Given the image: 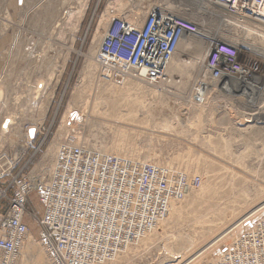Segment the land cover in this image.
I'll use <instances>...</instances> for the list:
<instances>
[{"label":"rangeland","instance_id":"obj_1","mask_svg":"<svg viewBox=\"0 0 264 264\" xmlns=\"http://www.w3.org/2000/svg\"><path fill=\"white\" fill-rule=\"evenodd\" d=\"M116 1L0 0V153L22 157L20 169L42 144L26 170H34L39 176L40 169H48V163H44L55 162V149L73 135L102 151L135 158L133 161L148 157L151 164L146 165L160 163L167 168L168 163V168H175L189 181L201 179L200 188L193 192L198 200L179 219L171 223L168 216L149 239L142 241L141 247L110 264H187L193 259L190 256L212 239L201 240L193 252V247H187L179 254L183 239L199 241L208 226L224 218L231 220L226 228L219 225L216 236L250 211L261 210L246 222L242 219L238 229L203 254L204 258L188 264L211 263L230 244L232 236L234 239L241 235L264 216V80L260 81L250 68L248 81L231 82L227 90L209 76L204 85L205 78L193 68L192 52L183 49L174 56L177 70L169 74L168 81L155 87L142 83L141 89L125 90L129 79L104 80L96 58L102 39L113 25L127 20L133 12L142 13L143 20L152 8L165 10L180 0H121L119 6ZM218 8H209L215 14L203 8L202 27L206 31L232 29L239 40L250 34L252 44L260 45L263 26ZM178 16L201 26L189 16ZM196 39L209 46L213 41ZM222 40L240 49L239 41ZM170 112L178 120L168 127L161 119L165 120ZM129 113L133 114L127 121L119 119ZM112 125L131 133L125 154L114 152L117 139L109 128ZM253 126L256 128L251 132ZM30 128L33 136L32 130L28 132ZM223 146L226 147L222 149ZM4 182L6 179L0 181L1 186ZM207 185L209 191L205 192ZM259 188L263 191L257 194ZM187 202L185 197L176 206ZM1 203L4 207L8 204L6 200ZM29 227L32 246L26 251L22 247L20 264H36L32 247L37 246L38 233L32 222ZM41 255L39 264H49L45 254Z\"/></svg>","mask_w":264,"mask_h":264},{"label":"built area","instance_id":"obj_2","mask_svg":"<svg viewBox=\"0 0 264 264\" xmlns=\"http://www.w3.org/2000/svg\"><path fill=\"white\" fill-rule=\"evenodd\" d=\"M263 1L231 0L245 11L262 7ZM135 21L119 20L105 37L96 58L100 75L110 82L135 77L162 83L184 37H196L199 28L159 6ZM241 55L235 45L214 42L204 65L209 78L218 83L238 80L246 74ZM41 146L20 169L22 157L0 153V181L6 179L3 187L0 183V203H8L0 212V264H20L30 222L49 264L113 263L141 247L166 219L170 205L202 184L200 178L189 181L175 169L106 154L73 135L60 144L51 172L43 177L34 170L26 173ZM208 264H264V216Z\"/></svg>","mask_w":264,"mask_h":264},{"label":"bare ground","instance_id":"obj_3","mask_svg":"<svg viewBox=\"0 0 264 264\" xmlns=\"http://www.w3.org/2000/svg\"><path fill=\"white\" fill-rule=\"evenodd\" d=\"M120 1L121 0H117L115 2L116 5L119 6L118 3ZM206 1H207V3L204 2V1H202V0H180L179 1V4H177V5H170L169 8L167 7L168 9L166 8L164 10L165 12H168V14H172V12H173L174 14H172V15H176V16H178L179 14L189 16V17H191L192 19H194L195 21H197V22H199L201 24V26L199 27V34L196 37H193V38L191 36H185L184 39H183V41L181 42L179 48L177 49V51H180L181 49H183L185 52H192V54L194 56V60H195L194 61L193 68L196 69V70H199L200 71V76L203 77V78H205V79L202 80V84L205 85V83L208 84V80L206 79L207 78L206 76H208L209 71H208V69H206L204 67V60H205L206 55H208L209 52L211 51L212 44L214 42H216V41H220V42L223 41L222 38L231 39L235 43L237 41H239V46H240L241 54H242L240 60L242 62V65L244 66V69L246 70V74L245 73L242 74L239 77L238 80L233 79L234 81L232 80V82L233 83H239V82L245 83L246 81H248V75L250 74V68H251V71L252 70H255V73L257 72L258 79L260 81H263L264 80V39L260 43V45L258 46V45H253L252 44V42H251L252 41V38L250 37V34H248L245 37V39L243 41H241V40L238 39V36L235 34L236 32L234 30H232V29L223 30V31L217 30L214 33H212L211 31H208L207 30L208 31L207 32L205 30V27H202L203 24H204V21H203L204 20L203 19L204 16L202 15V13H203V8H204V10L206 12L211 13V14H215V13H212L213 11L210 12L211 10L209 8L211 7L213 9H219L220 10V8H218V7H221V11L223 9L224 11H227L228 13L234 14L236 17L238 16L239 18L243 19V21L247 20V21L252 22V24H257V25H260V26H263L264 27V1H263V4H262V7L259 6V5H256V6H259L258 9L253 10V8H252L251 11H245L246 9H243V10H240L239 9V10H237L236 7H235V5H233V3L231 2V0H206ZM120 4L122 5V3H120ZM138 11L140 12V10H138ZM131 14L132 15L130 17H128L127 20L124 21V19H122L120 21H124V23L133 24V23L136 22L135 19L137 18V16H139V15L141 16L142 13L133 12ZM247 21H246V23H247ZM115 26H117V25L115 24L114 27ZM106 27H107V25H106ZM248 33H250V29L248 30ZM197 37H202V38L209 39V40L210 39H213V41L211 43V46H209V43L204 42L203 40H197L196 39ZM235 38H237V40H234ZM104 39L105 38H103L102 41H104ZM177 68H178V64H176V61H175V58H174V59H172V67L171 68L169 67V70L167 71L168 72L167 79L165 81H163L162 83L168 81L169 74L172 71L174 72V70H177ZM258 72H259V74H258ZM257 76H256V78H257ZM126 79H129V80H127L125 82L126 83L125 84V86H126V89L125 90L136 89V88L141 89V87H143V86H141L142 83H145L146 85L151 86V87H155L156 86V85L151 84V83L148 84L146 82H142L141 80H139L138 78H135V77H133L132 79H130V78H126ZM217 83L218 82H215L216 85H219ZM229 83H230V81H229ZM229 83L228 82L227 83H220V84H223V86L221 88L227 90L228 89V86H229ZM40 86H38V87H40ZM198 90L199 91L202 90V86L201 85L199 86V89ZM37 92L38 91H36V93ZM262 94H264V91H263ZM157 103L159 104L158 101H157ZM131 114H133V113H131ZM131 114L129 113L128 115L120 116L119 119L121 121H123V122L124 121H127V118H129L131 116ZM114 118H117V117H114ZM143 118H146V117H143ZM164 118H165V120L164 119H161V120H163V122H165L168 125V127L176 124L177 123V120H178V116L175 115V114H173L172 112H170L169 115L164 116ZM156 119H158V118H156ZM64 123H65V126H66L67 122H64ZM109 128H110V130L114 131V135H115V137L117 139L116 140V143H114V145H113L114 146V152H119L121 154H125L124 153V150H125L126 145H127L126 144V141L128 140L129 136L131 135L130 131L129 130H126L124 127H120V126H118V129H115L113 127V125L110 126ZM250 128H251L250 131L252 132L256 127L253 126V127H250ZM32 131H34V130H32ZM141 141L143 142L142 139H141ZM224 147H226V146H223L222 149H224ZM58 149H59L58 147H57V150L55 149V151H56L55 152V155L57 154ZM104 153L110 154V155H113V156H116V157H119V158H122V159H127V156H119V155H115L113 153L112 154L111 153H108L107 151H104ZM132 156L135 157L136 155L132 154ZM177 157H178V154H177ZM234 157H238V156H234ZM134 159H131V160H134ZM53 160H54V158H53ZM149 160H150V158H148V157H145V158H140L139 157L138 161H135V162L136 163H140L142 165H146L147 163H150ZM47 163H48V169L47 168H45L46 170L44 168L43 169H40V173H39V176L40 177H43V174H47V173H49V172L52 171V168L54 166V162L53 161H49V162H46L44 164H47ZM154 166H157L159 168H166V167H161V166H163V164H160V163L159 164H156ZM167 166L169 167L168 163H167ZM169 169H173V167L172 168H169ZM259 190L260 191L257 194H260L263 191L260 188H259ZM204 191L205 192H208L209 191V186L208 185L206 186V188H205ZM193 192H195V191H190L189 194L186 196V201H188V202L186 203L185 206H176L177 203L176 204L175 203H172L170 205V208H169V213L170 214L168 213L167 217L169 216V220H170L171 223H173L175 220L179 219L183 215V213L185 212V210H187V207L190 206V204H193L194 202H196L198 200V198H199L198 195L197 194H193ZM183 201H185V199ZM260 211L261 210H257V211H255L253 213H252V211H250L252 214H249L250 213L249 212L248 213L249 215L246 214L245 215L246 217L243 216L242 218L238 219V221H236V223H234V225L232 227H229L228 229L221 231L216 236L214 235V233L217 232L219 225H221V226L224 225V227H225V225L226 226L230 225L232 223V221L230 219H229L230 221L228 222L227 221L228 219H225L224 218L223 220H219L220 221L219 224H212V225L208 226V229L204 230V232H201V237H200V240L199 241H192V240L185 241L186 239H183L182 240V243H181L182 244L181 245V249L178 250L179 254H182V251L185 250V248H187V247H189V248L190 247H193V249L191 250V252H193L196 249V246L198 245V243L201 242V240L205 241V239L209 237L212 240L210 242H208L204 247H202L199 251L194 252V254H192L190 256L191 259L193 258L192 260H190L191 262L194 261V260H196V259H198V258L201 259L203 257L202 256L203 254H206L212 247H214L216 244L220 243V241H222V240L224 241V239L227 238V236H229L233 231H235L236 228L238 229V227H239L240 222L242 221V219L245 220L244 222H246V221L252 219L251 217L254 216V215H256L257 213H259ZM233 214H236V213H233ZM167 217H166V219H167ZM220 219H221V217H220ZM225 221H227V223ZM163 222H161L160 224H162ZM202 229H204V228H202ZM221 229H222V227H221ZM155 231L156 230H154L152 232V234ZM152 234H150V235H152ZM148 237L146 239H149ZM231 239H233V236H232ZM30 246H32V245H30V241L29 242H26L24 244V246H23L24 247L23 250L26 251V248L29 249ZM32 248H33V251L35 252L34 253L35 257H33L34 258L33 262L36 263V264H39V262L42 261V258H41L42 251L37 246L34 247V245H33ZM214 250L215 249H213V251ZM180 251H181V253H180ZM197 261L195 263H197Z\"/></svg>","mask_w":264,"mask_h":264},{"label":"crops","instance_id":"obj_4","mask_svg":"<svg viewBox=\"0 0 264 264\" xmlns=\"http://www.w3.org/2000/svg\"><path fill=\"white\" fill-rule=\"evenodd\" d=\"M5 183V182H4ZM3 183V184H4ZM7 206H8V204L4 207L3 205H2V203H0V212H4L5 210H6V208H7Z\"/></svg>","mask_w":264,"mask_h":264},{"label":"water","instance_id":"obj_5","mask_svg":"<svg viewBox=\"0 0 264 264\" xmlns=\"http://www.w3.org/2000/svg\"><path fill=\"white\" fill-rule=\"evenodd\" d=\"M30 134L33 136L34 135V131H31Z\"/></svg>","mask_w":264,"mask_h":264}]
</instances>
